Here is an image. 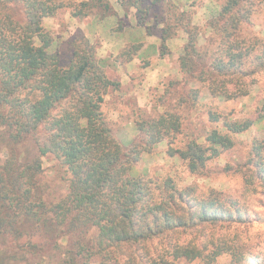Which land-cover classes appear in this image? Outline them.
Instances as JSON below:
<instances>
[{"label": "trees", "instance_id": "16d2710c", "mask_svg": "<svg viewBox=\"0 0 264 264\" xmlns=\"http://www.w3.org/2000/svg\"><path fill=\"white\" fill-rule=\"evenodd\" d=\"M117 2L123 19L118 20L114 30L127 29L128 12L134 10L133 27L148 35L146 22L151 9L163 2L177 4L173 0ZM12 5L21 7L22 21L15 20L10 13ZM64 7L70 8L71 17L78 21L89 15L104 20L115 14L108 0L67 5L60 0H0V125L12 142L19 144L31 139L40 156L53 155L71 176L66 196L55 204H46L37 192L38 164L22 166L10 160L0 167V239L11 244L8 251L0 252V258L19 262L26 259L25 255H42L46 249H57V241L91 229L97 232L92 248L77 239L75 250H65L57 264H80L85 256L109 254L111 249L121 246L131 249L134 255L141 250L144 254L138 257L146 258L147 243L160 239L166 242L164 250L149 257V261L146 258L148 264L202 258L205 245L172 243V236L236 220L242 222L236 203L220 192L198 198L194 187L178 189L170 178L153 181L129 176L141 154L151 152L179 133L181 119L166 112L138 122L135 130L139 140L125 150L114 138L101 111L108 91L118 90L120 84L106 76L94 45L83 36L74 39L72 58L66 68L60 67L57 55L48 53L53 38L44 31L42 22ZM253 13L250 0H226L207 23L217 42L212 72H208L214 82L208 87L212 97L245 96L240 87L239 93H228L218 86L224 89L230 79L238 87L244 76L264 69V41L238 37L240 27L249 22ZM180 33L185 39L178 56L180 72L205 81V72L197 73L194 69L202 59L196 31L182 28ZM170 35L169 28L162 30L159 57L168 53L166 42ZM141 46L139 42L129 44L115 61L129 63ZM219 119L209 114L211 123H218ZM251 125L250 121L223 120L224 133L212 130L204 145L190 141L184 150H168V154L174 157L176 153L190 173H201L207 161L233 147L231 135L247 131ZM258 150L253 148L256 157ZM250 162L256 169L261 164L255 157ZM256 175L263 185L264 168L257 169ZM35 236L45 240L33 241ZM23 237L25 241L18 243ZM224 250L222 246L216 247L205 257L213 260Z\"/></svg>", "mask_w": 264, "mask_h": 264}, {"label": "rangeland", "instance_id": "374dc122", "mask_svg": "<svg viewBox=\"0 0 264 264\" xmlns=\"http://www.w3.org/2000/svg\"><path fill=\"white\" fill-rule=\"evenodd\" d=\"M60 1L65 5L78 3L76 0ZM181 1H183L182 6L163 2L153 7L146 25L149 26V34L156 36H161L162 30L169 28L171 38L179 34L182 28H193L197 33V48L202 55V59L194 66V69L197 73L205 72L203 75L205 81H200L196 77L189 78L180 72L178 56L182 54L183 47L175 54L173 60L166 61L169 51L164 57H160L167 63L162 67L163 72L161 74L155 72L149 76L148 80L145 76L143 77L141 69H135L130 77L123 70H119L123 75L115 74L114 66L120 62L108 57L101 59L96 50V58L100 60L101 65L105 68L108 64L105 69L106 76L120 84L118 90L108 91L101 111L114 138L125 150H129L132 143L139 140L135 130L138 122L156 118L166 112L177 114L181 119L179 133L162 141L151 152L141 154L139 161L131 167L129 176L153 181L170 178L178 189L194 187L198 198H205L210 192H220L230 197L231 202L236 203L235 207L242 214V222L236 220L234 223L207 226L202 230L179 232L173 235L172 243L190 242L196 246H206L202 258L191 262L181 259L174 264H262L264 261V184L261 185L256 171L264 168V69L244 76L239 81L238 87L230 79L225 82L224 89L221 85L218 86L228 93H235L240 87L246 92L245 96L227 99L212 97L208 87L214 82L209 79L208 72H212L211 61L215 56L217 42L208 29L207 23L216 16L226 0ZM250 1L253 3L254 13L249 22L240 27L238 37L247 41L257 39L263 42L264 0ZM9 11L15 20L22 21L23 12L20 6L12 5ZM65 12H70V8L64 7L59 10L55 18L52 17L56 22L47 18L46 22L42 23L44 31L53 38L48 53L58 56L61 68H66L71 61L72 41L82 36L78 31L73 32L71 25L67 23ZM117 21V16H111L102 22L95 21L88 29L90 41H95L92 37L96 34L103 41L113 36L116 38L123 36L121 32L114 30ZM126 23L128 24V20ZM129 24L124 32L128 39H139L144 35V31L133 27V20H130ZM142 37L144 38L145 35ZM92 45L95 48L97 46L96 43ZM173 48L177 49L178 46L173 45ZM148 53L151 54L152 50L150 49ZM128 79L131 81L128 82ZM193 94L196 96L195 99ZM211 113L219 116L218 123L209 121ZM223 120L250 121L252 125L241 134L231 135L233 147L217 158L207 161L201 173H190L176 153L174 157L169 156L168 150H184L190 141L204 145L207 134L212 130L224 133ZM255 146L259 148L258 157L253 152ZM252 157L261 161L257 169L250 162ZM10 160L17 161L16 163L22 166L39 165L40 171L36 176L37 192L39 198L46 204H55L66 196L71 177L66 168L51 154L40 156L31 139L15 144L0 125V167ZM96 234V230L91 229L81 233L80 236L65 237L57 241L59 246L57 249H46V253L42 255H25L26 259L19 262H7L2 257L1 264H57L65 250L70 248L75 250L77 239L83 240L82 244L92 248ZM6 240L10 239L6 238ZM32 240L42 242L45 239L35 236ZM24 241L25 237L18 243ZM10 245L0 239V252L8 251ZM165 245L166 242L162 239L147 243L149 253L146 258L157 256L164 250ZM219 246L225 249L223 253L213 260H208L205 256ZM103 254L85 256L80 259V264H148L146 258L138 257L141 250H137L134 255L126 246L111 249L109 254L106 252Z\"/></svg>", "mask_w": 264, "mask_h": 264}, {"label": "crops", "instance_id": "0c3cea01", "mask_svg": "<svg viewBox=\"0 0 264 264\" xmlns=\"http://www.w3.org/2000/svg\"><path fill=\"white\" fill-rule=\"evenodd\" d=\"M76 1L82 2V1H87V0H76ZM108 1H109V4L111 5V7L113 8L114 12H115V14L112 16H117L118 20L123 19V11L120 8L117 0H108ZM182 2L183 1H181V0H173V3L174 4L177 3L176 5L179 4V6H182V4H181ZM65 14H66L65 18L68 19L67 23L71 25V29H73V32L78 31L91 44L96 43L97 55L101 59L108 57L114 61L116 56L126 46H128L129 44H132V43H137V42L141 43L142 46L138 52V55L135 58H133L129 63H122V64L120 63L117 66H114L115 67V74L123 75L122 71H119V70H123V72L125 71L127 76L130 77V76H132V72L135 69H141V71L143 73V77L145 76V79L148 80L149 76L153 75L155 72L158 74H161L163 72L162 67L164 66V64H167V63L165 62V60L161 59L158 56V47L160 46V43H161L160 36H156L154 34H150V35L144 34L145 35L144 38L142 37L144 35H142L139 39H136V38L128 39V37L124 33L126 29H124L123 31H121L123 36H120L117 38H116V36H113L109 40L103 41L101 39V37L98 34H96L92 37L93 40H95L94 42H92V41H90L91 37L89 36V33H88L89 26L92 25L95 21L102 22L111 16L105 18L104 20H98L94 15H89L85 20L78 21V20L71 17L70 12H65ZM134 14H135L134 10H130L128 12V19H127L128 24H129L130 20H133V25H135ZM54 18H51V19L48 18V19L55 21ZM44 22H46L45 19L42 23L44 24ZM117 23H118V21H117ZM55 27H58V26L55 25ZM184 44H185V39L181 33L170 38L166 42V46L169 50V56L166 58V61L173 60V57L175 56V54H177L178 52L181 51V48L184 46ZM173 45L178 46V48L177 49L173 48ZM150 49L152 50L151 54L148 53L150 51ZM162 63H163V65H162ZM107 66H108V64H106L105 69H107ZM156 68H158V69H156ZM124 76H126V75H124ZM129 81H131V80L128 79V82ZM123 85H125V84H123Z\"/></svg>", "mask_w": 264, "mask_h": 264}, {"label": "water", "instance_id": "95a60500", "mask_svg": "<svg viewBox=\"0 0 264 264\" xmlns=\"http://www.w3.org/2000/svg\"><path fill=\"white\" fill-rule=\"evenodd\" d=\"M264 264V263H263Z\"/></svg>", "mask_w": 264, "mask_h": 264}]
</instances>
